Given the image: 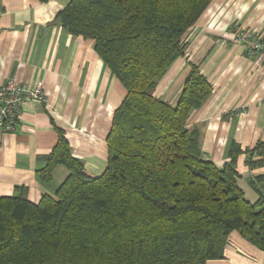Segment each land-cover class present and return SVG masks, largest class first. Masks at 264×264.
Instances as JSON below:
<instances>
[{"label":"trees","instance_id":"obj_1","mask_svg":"<svg viewBox=\"0 0 264 264\" xmlns=\"http://www.w3.org/2000/svg\"><path fill=\"white\" fill-rule=\"evenodd\" d=\"M46 2L48 0H38ZM211 0H69L57 22L94 43L126 94L106 138L107 164L85 173L61 130L37 171L47 183L57 166L69 174L53 196L29 201L24 188L0 197V264H206L224 257L232 232L264 252V173L238 186L235 165L264 166V142L217 167L201 150L189 119L211 85L191 65L174 104L154 89L185 55L182 38Z\"/></svg>","mask_w":264,"mask_h":264},{"label":"crops","instance_id":"obj_2","mask_svg":"<svg viewBox=\"0 0 264 264\" xmlns=\"http://www.w3.org/2000/svg\"><path fill=\"white\" fill-rule=\"evenodd\" d=\"M68 1L0 0V83L41 81L46 97L44 103L23 104L17 130L0 134V197L16 195L20 188L33 203L54 195L68 170L57 166L47 183L40 182L37 171L56 145V129L86 174L99 176L106 167V138L126 91L96 54L93 41L57 22ZM231 25L264 37V0H211L182 38L185 55L153 93L174 104L190 66L198 67L211 91L188 124L198 127L202 154L217 167L230 160L231 142L242 150L264 142V60L247 58L244 45L231 42ZM235 169L246 200L256 201L250 181L264 173V166L251 169L241 154ZM206 264H264V252L234 231L224 257Z\"/></svg>","mask_w":264,"mask_h":264},{"label":"built area","instance_id":"obj_3","mask_svg":"<svg viewBox=\"0 0 264 264\" xmlns=\"http://www.w3.org/2000/svg\"><path fill=\"white\" fill-rule=\"evenodd\" d=\"M227 31L231 42L244 45L247 58L264 60V37L237 25L229 26ZM27 102H46L41 81L33 85L17 84L13 80L0 83V134L17 130L23 104Z\"/></svg>","mask_w":264,"mask_h":264},{"label":"rangeland","instance_id":"obj_4","mask_svg":"<svg viewBox=\"0 0 264 264\" xmlns=\"http://www.w3.org/2000/svg\"><path fill=\"white\" fill-rule=\"evenodd\" d=\"M239 184H241V183H239ZM251 187V186H250ZM252 189V188H251ZM253 190V189H252ZM255 193V192H254ZM256 194V193H255ZM245 197V199H248L246 196H244Z\"/></svg>","mask_w":264,"mask_h":264}]
</instances>
